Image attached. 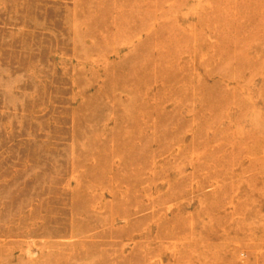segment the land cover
I'll list each match as a JSON object with an SVG mask.
<instances>
[{
  "label": "rangeland",
  "instance_id": "1",
  "mask_svg": "<svg viewBox=\"0 0 264 264\" xmlns=\"http://www.w3.org/2000/svg\"><path fill=\"white\" fill-rule=\"evenodd\" d=\"M0 264H264V0H0Z\"/></svg>",
  "mask_w": 264,
  "mask_h": 264
}]
</instances>
